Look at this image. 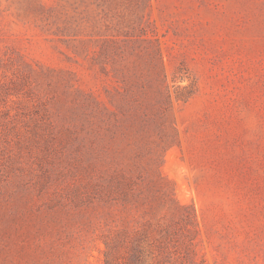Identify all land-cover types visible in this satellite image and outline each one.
Instances as JSON below:
<instances>
[{"label":"rangeland","instance_id":"374dc122","mask_svg":"<svg viewBox=\"0 0 264 264\" xmlns=\"http://www.w3.org/2000/svg\"><path fill=\"white\" fill-rule=\"evenodd\" d=\"M0 264H264V0H0Z\"/></svg>","mask_w":264,"mask_h":264}]
</instances>
